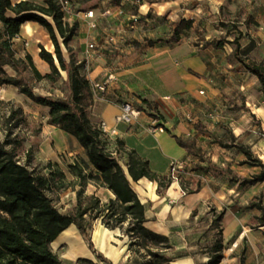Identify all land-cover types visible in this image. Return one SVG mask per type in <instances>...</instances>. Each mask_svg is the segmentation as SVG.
I'll use <instances>...</instances> for the list:
<instances>
[{
  "label": "crops",
  "instance_id": "obj_1",
  "mask_svg": "<svg viewBox=\"0 0 264 264\" xmlns=\"http://www.w3.org/2000/svg\"><path fill=\"white\" fill-rule=\"evenodd\" d=\"M21 1L26 0H12L13 4ZM28 1L41 4L37 0ZM94 1L88 7V12H92L94 16L91 22L97 26V31L92 32L91 38L96 46L98 41L104 40L102 46L107 51L97 52L92 62L93 67L104 72L106 77H113L109 83L111 85L109 90H117L120 96L128 93L139 100L151 101L163 116V120L158 121L141 111L137 116L142 115L139 123L122 129V125L116 122V117L121 111L120 104L112 97L106 100L99 114L101 122H105L109 129L116 130L113 138L127 140L128 136L145 137L140 138L139 142L143 152L137 154L149 161L151 169L159 175L166 174L168 166L179 161L185 167L198 166L201 170L196 176L199 185H196L197 182L195 185L198 188L188 193L177 181H173L163 194L158 193L156 181L142 178L138 182H132L146 208V227L170 238L173 247L170 253L182 251L190 253L184 258L176 259L174 264L208 263L209 246L205 247L203 243L206 242L204 233L214 237V241L220 237L225 245L233 240V247L228 251L224 249V259L220 264H240L237 256L239 244L235 243L242 233L243 238L248 239V259L244 264H264V251L254 258L258 245L255 241L256 236L264 248V224L260 223L256 229H252L251 214H236L232 203L239 197V184L242 180L226 176L231 173L243 174L245 171L243 172L244 169L240 167H248L247 171L253 175L260 173V169L242 164L246 160L242 153L235 148H223L214 139L216 137L231 143L234 136L236 143L256 146L264 152V94L258 77L235 58L236 46L233 43L238 39L242 52L250 51L249 58L252 61L264 63V0L245 1V4H248L247 10L249 12L253 10L254 26L246 30L239 27L242 32L240 37L237 34L238 30L229 25V21L228 25H219L214 23L219 19L209 18L211 12L218 17L222 11L234 12L239 2L237 0ZM132 8H136V12H133ZM107 10L112 13L106 15ZM151 10L158 15L160 14L158 12L165 11L168 22L165 25H153V20L149 18L138 22V19L146 17ZM193 12H197L205 19L199 28L203 31L202 39L195 31L197 22L203 18L196 22ZM192 13L194 15L188 17ZM189 18L194 21L193 28L183 33L179 42L170 44L168 41L172 36L173 24ZM165 33L168 34L163 36ZM145 39H152L155 43L152 46L145 43L139 48L132 43L133 41L143 43ZM222 41L224 43L222 46H215ZM13 42L18 58H25L26 54H30L36 68L40 66L43 69L38 71L43 76L49 73V65L39 56L40 45L51 52L53 45L49 50L51 41H48L45 31L39 24L25 23ZM115 55L118 63L113 66L111 61ZM98 71L95 76L93 75L91 83L99 81ZM9 87L6 92L10 95H5L6 98L13 102L16 100L25 103L27 97L18 93L16 87ZM35 106L38 110L42 108L46 112L41 120L44 126L35 145L38 149L36 155L42 162L58 166L68 180L77 181V177L70 172V167H65L61 162L60 155L66 157L80 155L85 162H89L85 149L74 136L65 133L58 126L48 124L50 108L38 104ZM22 108L28 121L29 118H37L32 117L30 111L23 106ZM148 119L153 124H160L165 131L152 133L151 128L146 125ZM196 125H201L205 133L200 132ZM173 136L195 141L196 147L200 149V156L190 154L181 148ZM131 149L126 144V150ZM128 158L127 155V160L120 162L123 167ZM260 160L264 164L263 159ZM69 161L72 162L71 159ZM213 167L223 170V173ZM45 169L48 174L50 172L48 167ZM94 174H97V171H94ZM188 175L192 177L194 173ZM242 177L248 178L246 175ZM86 195L98 197L102 202L115 198L109 189L100 187L91 180L87 183ZM72 199L74 203L76 201L74 192ZM211 205L217 209L226 207L220 223L222 233L217 238L212 227ZM104 229L106 228L92 233V243L110 263L118 264L120 251L112 244L111 239H122L121 231L111 230L115 232L112 236L108 235L111 249L110 252H106L94 240L95 232H103ZM69 230L70 233L63 237ZM56 242L58 245L54 246ZM52 249L64 264H76L80 258L98 263L75 225H71L59 235L52 243ZM127 253L126 257L130 264L141 263L140 258H133L129 251Z\"/></svg>",
  "mask_w": 264,
  "mask_h": 264
},
{
  "label": "trees",
  "instance_id": "obj_2",
  "mask_svg": "<svg viewBox=\"0 0 264 264\" xmlns=\"http://www.w3.org/2000/svg\"><path fill=\"white\" fill-rule=\"evenodd\" d=\"M147 16H150V13ZM27 22L37 23L46 29L53 45L52 52L40 45L39 56L50 68L45 76L38 71L30 54H26L25 58H18L14 49L13 40ZM0 24V86H14L33 103L50 108L48 124L58 126L65 133L74 136L86 150L89 164L92 166L70 167V172L71 169L76 172L72 173L77 177L80 189L76 192L74 211L64 214L54 203L49 192L53 188H59L56 177L61 182L67 179L66 174L51 163L48 165V174L21 163L15 153L19 141L16 138L11 139L13 130L12 127L9 128L7 138L0 140V264H64L52 249V243L71 225H75L87 238L88 246L92 250L93 243L86 224L88 218L91 221L99 220L109 230L119 229L121 238H128V250L132 255L138 256L142 264H174L177 256L170 253L173 248L170 238L146 227L145 205L132 186V182L147 178L156 181L158 193L163 194L171 186L173 179L167 174L159 175L154 172L149 161L140 157L134 150L129 152L128 161L123 167L110 150L100 127L90 120L88 110L94 105L92 85L81 74L83 63H77L65 54V48L70 50L69 44L79 29L78 22L70 24L65 20L60 0H44L42 4L28 0L13 4L12 0H0ZM193 25L194 21L191 19L175 22L168 42H179L182 34L191 30ZM132 43L139 48L145 43L152 46L155 41L145 39L143 43ZM233 43L236 46L235 58L258 77L264 94V63L252 61L249 58L250 51L242 52L238 39ZM223 44L222 41L215 46L220 47ZM8 68L12 69L15 75H10ZM28 70L32 71L35 81L47 78L56 82L63 79L65 73L68 96L54 98L36 95L34 86L26 78ZM143 103L146 107H140L139 112L150 108L156 111L155 115L150 113L151 118L163 120L155 104L148 100H143ZM8 109L9 113L5 115L7 123L19 127L24 122L23 111L15 109L11 104H8ZM196 128L205 133L201 125H196ZM173 138L188 153L200 156V149L196 147L195 141L177 136ZM214 139L221 147L235 148L242 153L246 157L242 164L260 169V173L242 179V185H254L264 181V164L254 155L250 146L236 143L234 136L231 143L216 137ZM213 168L223 173V170ZM87 169L90 174L84 172ZM94 171H97V174H94ZM89 180L109 189L115 198L102 202L98 197L86 195ZM261 209L263 225L264 207ZM224 249L222 239L216 240L208 250L210 258L207 264H220L224 258ZM97 257L101 261L109 262L100 254ZM76 264L98 263L80 258Z\"/></svg>",
  "mask_w": 264,
  "mask_h": 264
},
{
  "label": "rangeland",
  "instance_id": "obj_3",
  "mask_svg": "<svg viewBox=\"0 0 264 264\" xmlns=\"http://www.w3.org/2000/svg\"><path fill=\"white\" fill-rule=\"evenodd\" d=\"M37 1L40 2L41 4L43 3L42 2L43 0H37ZM245 1H247V0H237L238 3H237L236 10L234 12L228 13L227 11H225V12L222 11L220 13V17H218V15H214L211 12V16L209 18H212V20L219 19L218 21L214 22L215 24H219V25H226V24L228 25V21H229V25L235 27L238 30L237 34H239V37H240V36H242V32L239 30V27L243 28V30H246V29L252 28V26H254L253 10H251L250 12L247 10L248 4H245ZM67 2L68 3L64 7L65 20L70 24H73L74 22H78L79 29L77 30L75 37L73 38V40L69 44L70 50L68 51V49L65 48V54L68 58H73L77 63H83V68L81 69V74L83 76H85L88 80H90V83H91L92 77H94L95 76L94 74L97 73V71H98L97 68L93 67L92 62L96 58L98 51H100V50L107 51V50H104V47L102 46L104 44V40L98 41V44H97L98 46H96L93 42L94 40L91 38L92 32L97 31V26L95 28H92V26H91L92 25L91 23H93V22H91L92 18H90V16L88 15V13H89L88 7L92 3H94L95 1L94 0H70ZM118 5H119V3H118ZM123 10H125V9H123ZM132 11L136 12V8H132ZM148 13H150V16H146V17L142 16V18L138 19V22H142V20L144 21L145 18H149L150 20H153V22H152L153 25H158V24L165 25V23L168 22L167 14L165 11L158 12V13H160L159 15L157 13H153L152 10L149 11ZM193 13L189 14L190 16H188V17H191L192 15H194L193 16L194 20H196V22H197V20L199 21L202 16L197 14V12H193ZM202 18L203 19L201 21L197 22V26H196L197 30L195 31L196 34L198 35V37H200V39H202L203 31H200L199 28L202 27V23L205 20L204 17H202ZM176 21H178V18H176ZM231 21H233V23H231ZM1 26L2 25L0 24V28H1ZM41 29L45 31V33L48 37V41L50 42V38H49V35H48V32L46 31V29H44L43 27H41ZM166 34H168V33H165V35H163V36H166ZM90 44L95 45V48L93 50H91L89 48ZM51 45H52V43L50 42V44L48 46L49 50H51ZM89 50H91V51H89ZM115 51L117 52L118 50H115ZM113 54H114V52H113ZM115 56H113L114 59H112V61H111L113 66L117 65V63H118L117 55H115ZM38 69H40L41 71L43 70L42 67H40V66L38 67ZM7 72L10 75H15V72L10 68L7 69ZM114 72L116 73L115 69H114L113 73ZM98 73H99L98 74V80L99 81L96 83L104 84L105 81H107L108 77H106L104 72H101L100 69H99ZM26 78L34 86L35 94L38 96H52L54 98H65L69 94L68 85L66 83L67 76L65 73H63V79L58 80L56 82H51L50 79H47V78H44L40 81H35V79L33 78V73L31 70L29 71V73L26 72ZM94 84L95 83H91L92 89L94 92V105L88 110V116H89L90 120L94 124H96L98 127H100L102 124V122L99 118L100 117L99 114H100L104 104L106 103V100H109L112 97L120 104V108L125 104H130L134 108H136L137 110L140 107H146V105L143 103V100H139L134 95H129L128 93H126V95L120 96L117 94V90H115V91L109 90V89H111L110 84H109L110 86L108 85L106 87L105 91L97 90L95 88ZM9 89H10L9 86H0V140L4 141L7 138L9 128L12 127L13 134L11 136V139L16 138L19 141V145L15 149V153L17 155V158L20 159L21 163H26L30 168L36 167L34 169H37L39 172H42L45 174V173H47V170L45 169V167H50V166H48L49 165L48 163L42 162L41 159L38 157V155H36L38 152V149L36 148L35 145L38 143L37 137H38V135H40V131L42 130V127L44 126V123H42L41 120H42V117L44 116V114L46 112H44V110L42 108H40L38 110V107L35 106V103H33L28 97L25 100V103H20V102H17L16 100H15V102H13V100L6 98V96L4 95V92H6ZM16 90L18 93H20L18 88H16ZM8 104L13 105L15 109H21L22 111H23V108H22V106H23L26 110H28V112L30 111V115L32 117H37V118H29V121H28L26 119V115H24V112H23L22 115H23L24 122L22 124H20L19 127L18 126L14 127L15 124L13 126L12 125L10 126L7 123L6 118H5V115H8V113H9ZM144 113H146V115H148L150 117V113L155 115L156 111H153L152 109L147 108V111H145ZM141 116L142 115L140 114V116L135 118L134 120H132V122L130 124H123L122 123L121 124L122 129H124L126 127H130L131 125H133V123H136V122L139 123V121H140L139 118ZM147 121H148V123L146 125H147V127L151 128L152 133H154L155 127H161L160 124H157V123L153 124L152 121L149 119ZM257 132H258V129H257ZM140 138H143V136H137V137L128 136L127 140L120 139V138H114L113 139V145H115V147H116V157L120 162H124L125 160H127V155L130 152V151L126 150V144H128V146H130L132 148L131 151L134 150L136 153H138V152L142 153L143 152L141 149V146L139 144ZM8 147L11 148L12 146H8ZM251 149L257 158L262 159L261 154H260V152H261L260 149H258L256 146H252ZM85 153H86V150H85ZM69 159H71L72 162H70ZM28 160H29V162H28ZM60 160L64 164L65 167H92L89 164V162H85L81 158L80 155H73V156H69V157H66L65 155H60ZM172 164L168 166L169 169L166 173L169 177H171L170 169H171ZM38 167H41V168H38ZM55 167H57V166H55ZM240 168L241 169L243 168L244 169L243 172L245 171L247 173H245V172L243 174L231 173L229 175L226 174V176H228V177L230 176L231 179H235V180L238 179L240 181L242 179H245L242 177V175L243 176L246 175L248 178H251L253 176V174H251L250 172L247 171L249 169L248 167H240ZM241 169L239 170L240 172H241ZM43 170H46V171H43ZM199 170L200 169L198 166H193V167H191V166L185 167L184 166L183 171L179 175H176V178H173V181L179 182L181 184V186H183V188H185L187 193L191 192L195 188H198L196 185H199V182H197L198 177H196V176L199 175V173L201 171V170L200 171ZM71 171L76 173L75 170H73V169H71ZM86 171H87L86 172L87 174H90V170L87 169ZM190 173H194V176L191 177L190 175H188ZM55 180L57 181L56 183L58 184L59 188H53L49 192L50 196L53 198L54 203L60 208L62 213L68 214V213L73 212L75 209V206H76V201L74 203H72L73 202V199H72L73 198V192L75 193V197H76V192H77V190L80 189V185L77 183L78 181H70L68 179H65V180H62L60 182L58 177H56ZM195 183H196V185H195ZM85 193H86V190H85ZM232 205L236 209V214H246V213L251 214V216H250L251 217V223H250L251 228L256 229L259 226V224L261 223V217H262V209L261 208L264 207V183L260 182V183H257L254 185H249V186H247V185L244 186V185H242V183H240L239 184V197L235 199V201L232 203ZM225 211H226L225 206H223V209L214 208L213 205H211V207H210V212H211V216H212V220H213L212 227H214V235L216 238L219 237V235H221V233H222L220 223H221L223 215H221V213L222 212L225 213ZM197 213H199L198 208H197ZM257 214H258V216H257ZM218 217H220V218L218 219ZM86 224L88 226V233L90 235V239H91L92 233L95 230H98V229L101 230L104 227L103 225H101V222L99 220L91 221L89 218H88ZM204 237L206 238V242H203V243H205V247H206V245H207V247L209 246V250H210L213 247L214 243L216 242V241H214L215 238L211 237L210 235H206V233H204ZM82 238L88 246L87 238L84 235H82ZM115 238H117V237L115 236ZM218 239H221V238L219 237ZM111 240H112V244L114 246H116L118 248V250L120 251L119 252L120 253V260H119L118 264H130V260L127 259V257H126V255L128 254L127 251H129L128 250V238L119 239V240H114L112 238ZM235 240L236 239L234 238V241ZM91 241H92V239H91ZM255 241L258 242V243L256 242L258 245L256 248L257 252L255 253L254 258H256V256L260 252L264 251V248L260 245L259 238L257 236L255 237ZM237 243L239 244L237 256L239 258L240 264H244L246 259H248V256H247V254H248V239L246 237H244L241 240L237 241L235 244H237ZM224 246H225V250L228 251L231 247H233V240H231L227 245L224 244ZM63 251H64V249H63ZM92 252H93L96 260L98 261V263L114 264V263H110V262H104V261H101L100 259H98L97 255L98 254L102 255V254H101V252H99L98 248L94 244H93ZM173 254L175 256H177V259H178V258H184V257L188 256V254H190V253L186 252V251H182V252H177V253H173ZM131 255H132V253H131ZM132 257L135 258L138 256L132 255ZM66 264H72V263H66ZM140 264H142V260H141Z\"/></svg>",
  "mask_w": 264,
  "mask_h": 264
},
{
  "label": "built area",
  "instance_id": "obj_4",
  "mask_svg": "<svg viewBox=\"0 0 264 264\" xmlns=\"http://www.w3.org/2000/svg\"><path fill=\"white\" fill-rule=\"evenodd\" d=\"M60 3L63 7L68 3L66 0H60ZM112 12L110 10H107L105 12L106 15H110ZM88 15L90 16V18H94L92 12H89ZM92 24V23H91ZM92 28H95L96 25L95 23H93ZM89 48L91 50H93L95 48L94 44H90ZM89 50V51H91ZM113 79L112 76H108L107 81H105L104 84L101 83H95L94 86L97 90L99 91H105L106 87L109 85L110 81ZM139 111L134 108L132 105L130 104H125L121 107V112L120 114L116 117V122L118 124H130L132 122V120H134L138 115H139ZM100 129L103 132V136L105 138V140L108 142L109 146H110V150L113 151L114 156H116V152H115V145H113V136L116 134V130L115 129H109L107 124L105 122H103L100 126ZM154 131L157 133H163L165 130L163 127H155ZM184 169V164L181 162H174L171 166L170 169V174L172 179L176 178V175H179ZM244 234H240L237 238V241L241 240L243 238Z\"/></svg>",
  "mask_w": 264,
  "mask_h": 264
},
{
  "label": "bare ground",
  "instance_id": "obj_5",
  "mask_svg": "<svg viewBox=\"0 0 264 264\" xmlns=\"http://www.w3.org/2000/svg\"><path fill=\"white\" fill-rule=\"evenodd\" d=\"M4 95H10V93L9 92H4ZM260 154H261V158L263 159V161H264V152L261 150V152H260ZM70 231L71 230H69L67 233H65L64 234V236L63 237H65L66 235H68L69 233H70ZM118 230H116V232H117ZM115 231H111V230H109V229H104V231L103 232H99V231H97V232H95V235H94V240H95V242L98 244V245H100L101 246V248L104 250V251H106V252H110V245H109V239H108V235L109 236H112V234L114 233ZM58 242H56L55 244H54V246H57L58 244H57ZM236 245H238V243L236 244ZM114 252H115V250H114Z\"/></svg>",
  "mask_w": 264,
  "mask_h": 264
}]
</instances>
